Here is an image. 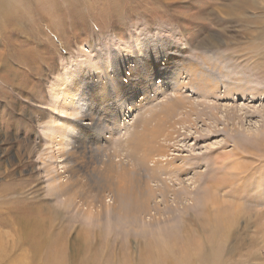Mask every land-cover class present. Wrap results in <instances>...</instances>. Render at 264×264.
<instances>
[{"label":"rangeland","instance_id":"374dc122","mask_svg":"<svg viewBox=\"0 0 264 264\" xmlns=\"http://www.w3.org/2000/svg\"><path fill=\"white\" fill-rule=\"evenodd\" d=\"M104 1L2 0L0 3V264L42 263V253L33 252L18 226L6 225L3 214H6L10 205L55 208L54 217L45 213L44 218H52L53 222L47 223L53 226L50 228L51 233L64 231L68 242L77 240L79 247L91 241V250L98 253L96 259L90 260L92 264L99 261V264H114V261L129 264L138 260L144 243L154 235L153 225L158 222L157 217L160 216L162 222L168 220L199 225L204 217L213 220L219 208L231 205L233 208L244 209L250 201L251 196L246 194L233 176L236 175V165L250 169L258 167L257 156L248 154L246 156L249 157L239 158L222 155L230 152L233 146L212 150L214 143H225L228 135L223 132L206 139L196 140L198 137L193 138L192 135L179 138L180 147L175 148L177 155L172 156L178 157L176 163L184 158L195 157L189 161L195 165V170L190 169L172 176L182 180V184L178 185L180 190L185 185L194 194L191 199H186L181 191L180 198L175 200L171 194L172 196L166 197L168 201H165L159 197V190H156L154 183H150L156 191L158 204L153 197L148 198L147 203L153 207L158 205L157 210L152 208L156 220L153 216L151 218L143 214L140 223L114 221L116 225L119 224L114 227L110 223L117 219L112 215L108 217V212L100 210L103 203L115 204L110 199L112 194L105 196V199L98 192L90 194L88 189L77 190L78 188L68 191L66 195H61L59 190L50 194L54 185L66 182V178L51 179L53 175L62 172L67 163L64 157L51 158L53 154L58 155V151L61 154L63 152L59 150V145L51 141L54 127L74 122L71 119L68 122L67 118L59 120V110L63 105L61 101L64 98H74L75 102L84 104V113L94 109L97 119L100 118L97 120L101 122L99 127L95 124L92 129L90 126L81 131V136L86 135L85 139L80 140L85 144L82 148L86 149L84 151L81 148L83 152L80 149L77 151L78 156L83 154L80 161L85 167L87 165L93 169L95 179L107 175L108 163L111 161L121 168L123 165L125 170L131 172L122 179L129 180L135 192H138L142 186L138 180L142 181L143 177L138 168L130 166L133 160L127 141L131 136L126 130L130 128L133 132H141L143 139L150 138V133L163 117L160 106L165 105L171 96L174 97L172 80L177 75V64L182 62L187 68L206 72L210 62L204 53L206 50L215 51L219 53L220 61L227 60L230 65L238 66L253 76L256 83H264V0H250L251 3L244 0L248 3L246 7H242L236 0H190L188 6L184 0H120L122 10L119 15L109 11L110 6H103ZM28 5L31 6L30 9ZM15 7H18L16 17L6 19L5 14L11 13ZM51 12L59 13L54 22L51 21ZM209 41L213 44L211 48ZM155 50H159L152 60L157 65L153 68V75L158 73L155 77L158 88H134L130 82L141 72L139 68L144 58L153 55ZM173 56H179V62L170 59ZM212 65L216 67L213 69H216L217 75H221L220 72L224 75L223 65ZM79 66L82 71H79ZM108 67L111 68L110 74L116 75V85L130 84L126 86V91H119L118 94L113 91L112 76H107ZM77 72H84V81L77 83L71 91L69 79L74 78V73ZM186 75L183 76L184 80ZM98 88L104 90L101 97L96 95L102 108L93 103L92 95ZM179 94L189 95L190 101L203 100L192 93L190 88L182 89ZM213 102L223 108L235 106L241 109L242 117L238 120L242 130H264V96L255 100L235 98ZM129 107H132L131 110ZM143 117L150 120L144 128L140 124ZM197 122L196 126L200 131L214 129L217 124L212 125L209 121L205 124L200 120ZM133 125L138 128L135 130ZM220 127H223L222 124ZM239 137L244 145L252 148L264 146V139L261 141L253 136ZM68 150L69 146L65 148V152ZM218 155V165L223 168L226 163L233 164L234 161L232 168L222 171L225 173L229 170V174L212 171L213 158ZM110 156L111 160L108 158ZM47 169L52 172L48 173ZM90 171L85 173V180L91 177ZM197 173H202L201 178L196 176ZM220 175L233 177L232 183H237L231 187H220L214 192V197L207 200L204 195L210 190L208 187ZM235 186L239 188L238 193L235 192ZM70 196H75L78 200L69 204L75 206L67 207L64 200H68ZM86 201L95 204L90 205L93 213L89 215L80 213V210L87 211V205H83ZM176 207L178 210H171ZM57 210L61 212L59 216ZM98 211L100 214H97ZM233 212L235 214L236 210ZM238 224L244 244H247L238 259L245 264H264V216L252 218L249 225L245 218H241ZM106 243L111 246V250H107Z\"/></svg>","mask_w":264,"mask_h":264},{"label":"bare ground","instance_id":"6f19581e","mask_svg":"<svg viewBox=\"0 0 264 264\" xmlns=\"http://www.w3.org/2000/svg\"><path fill=\"white\" fill-rule=\"evenodd\" d=\"M189 1L190 0H184L187 6ZM236 1L242 7L248 6V3L244 0ZM1 2L2 0H0V3ZM251 2L252 1L249 0V3ZM102 5L105 7L110 6L111 10L109 11H111L115 15H119L122 10V1L120 2V0H105ZM200 6L201 8H203L202 5ZM27 7H29L30 9L31 6L28 5ZM17 8L15 7L11 13L5 14L4 17L6 19L7 17H10V19L16 17L15 14L17 12ZM57 14L59 15L58 12H51L50 16L52 22L58 19ZM209 47H213V44L210 43V41ZM157 52H159V50H155L153 55L151 54L146 56L144 58L145 60L143 64L140 65L141 67L139 68L141 72L139 74L137 73L135 79H132L131 77L132 81L130 82V84L134 88H141L142 90H146L151 87L158 88V84L155 85V77L158 73L153 75V68H156L157 65L152 61L153 58L158 54ZM204 55L206 56L207 61L210 62L208 69H206V72L200 71L195 68H187L183 65L182 62H180V64H177V66L175 67L177 75L172 80V85H174L173 87L175 88L174 97L171 96L170 99H168L169 101H167L165 105L160 106V112L163 114V117L160 118L159 124L155 128V130H152L151 133L149 132V139H143L141 132H133L130 128L126 130L127 133L131 136L130 140L127 141V147L129 148L130 157L133 160V163L130 166L138 168L140 170L139 174H141L143 177L142 181L138 180V183L140 182L142 185L141 187H139L138 192H135L134 186L132 185V183H130L129 180L124 181L122 179L123 176H125L127 173H130L131 171L125 170L123 168V165L122 168L117 166L113 163V161L108 163L109 166L107 167V175H101L100 179H95L96 174L93 169H91L90 166L87 165L85 167L83 162L80 161V158L83 154L81 156L79 154L78 156L76 153L79 149V151L83 152L81 148L82 145H85L80 141L81 139L86 138V135L81 136V131H83V129L90 128V126L92 129L93 125L95 124L99 127L101 122L97 120H99L100 118L97 119V116L95 115L96 111L94 109H89V111H86L84 113V104H81V102L79 101L75 102L74 98L71 99L67 97L61 101L63 105L59 110V120L61 121L62 118H67V121L71 119L74 120V122L69 125L67 124L54 127V136L51 141L59 145V150H63V152L61 154V152L58 151V155L53 154L51 158L58 159L64 157L65 160H67V163L66 165L64 164L63 171L58 172L57 175H53L51 179L58 180L66 178V182L61 181L58 185H54L53 189L50 190V194H55L56 190H59V192H61V195H66L68 191L77 188V190L88 189V193L90 194L98 192L99 196L102 195V198L112 194V198L110 199H113V202L115 204L107 205L106 203H103L101 204L102 207H100V210L103 212H108V217L112 215L115 219H117L112 220V223H110L114 227H117L119 225H116L117 223L115 224L114 221H118V223L120 221L125 223H130L131 221H133L134 223H140L143 220V214H145L144 216H153L154 220H156V217L154 216V214H152V208H154L155 205L153 207L152 205H149L147 203L148 198L153 197L156 203L158 200L156 199L157 196L155 195L156 191L153 190V186L150 185V183H154V185L156 186V190H159L158 193L160 194V196L157 193L158 196L162 197V199L165 201H168V198L166 197H168V195L170 196L171 194L174 195L175 200L178 197L180 198V194H182L181 191L184 192V196H186V199H191V195L194 194V191L190 190L189 187L185 185H183L180 190V188H178V185L182 184V180L177 178V174L189 171L190 169L195 170V165H192L189 162L192 158L195 157H192L191 159L184 158L183 161H181L182 163L180 161V163H176L179 160L178 157L172 156L177 155V153L175 154V148L180 147L179 138L182 136V138H186L188 137L187 135H192L193 138L198 137L196 138L197 140L199 138L206 139L210 136L223 132L228 135L225 143L223 145L221 144V142L214 143L212 146V150H218L219 147L225 148L227 146H233L230 152L222 153V155L227 154V157H232V155L239 156V158L249 157L246 156L248 154L257 156L256 161L258 160L259 166L255 169H250L247 166L240 167V165L237 166L235 164V168L237 169V171H235L236 175H234L233 177L237 178L241 188L245 190L246 194L248 193V195L251 196L248 205H246L244 209L233 208L231 205L226 206L223 209L219 208V211L218 213H216L213 220L205 219L204 217L199 225H192L190 223H183L180 221L173 223L168 220H164V222L167 221V223L164 224L159 216L157 217L158 222H155L156 225H153L155 230L154 235L149 238L146 243H144L143 250L138 260L131 261L129 264H245L243 261H240L238 259V255L243 252L244 248H247L245 246L247 244H244L241 232L238 229L239 220L241 218H245L246 224L249 225L252 218L256 219L258 217L264 216V146L252 148L250 145H244L240 140L241 137H239V135H242L243 137L253 136L255 139L257 138L262 141L264 139V130H242V126H240V120H238L242 117V114L240 113L242 111L241 109L235 106H225L223 108L222 106L213 104V101H218L221 99L233 100L235 98H249L255 100L261 98L264 96V85H262L264 83H256V81H254L252 78L253 76H251L250 74L248 75L238 66L230 65L227 60H225L224 62L220 61L218 59L219 53H215V51L213 52L210 50H206ZM170 59L176 61V63L180 60L179 56H173V58ZM34 60L35 59H33V61ZM214 63L223 65L222 68H225L224 75L222 74L223 72H220L221 75H217L215 71L216 69H213L214 66L212 64ZM78 69L79 71H82V68L80 66ZM110 70L111 68L108 67L107 76L109 77L111 75ZM82 74H84V72L74 73V78L69 79L70 82L68 85L70 86L71 91L74 90L73 88L77 83L82 82L81 80L84 81V79H82ZM184 74H187L185 80L183 77ZM125 75L128 76L127 73H125ZM115 76L116 75L111 77L113 80V91H115L117 94L119 93V91H126V86L130 84L125 85L126 83H123L116 85L117 81H115ZM189 88L192 93L203 100L201 102L190 101L189 95L182 96V94H179V92H182V89ZM103 92V88H98L97 91H94L92 95L94 98L93 103L98 106V108H102L103 106L98 103L96 95L100 96V94H103ZM57 95H59V93ZM74 95L75 94H73V96ZM77 95L79 96V94H76V96ZM52 96L55 98L54 93L52 94ZM99 102L101 101L99 100ZM129 108L131 110L132 107ZM147 109H149V107ZM71 120L68 122H71ZM199 120L205 124H207L208 121L212 125L213 123L217 124L214 125L216 126L214 129L208 131H200L196 126V122ZM149 121L150 120H146L143 117L142 123H140V121L138 122L142 124L144 128L145 126H147ZM220 124H222L223 127H220ZM133 128H135L136 130L138 126L133 125ZM67 146L70 147V150L65 152V148ZM84 148L82 149L84 150ZM98 152L99 151H97V153ZM217 157H219V155L213 158L212 166L210 165L212 171L215 170L217 173H221L222 171H224V169H229L234 166V161L233 164L226 163L224 165V168L222 167V165L219 166L218 164H220V162L217 160ZM108 158L109 160H111V156ZM176 159L177 161H175ZM47 171L48 173L52 172L49 169H47ZM89 171L91 172V174L89 175L91 177L89 178L88 176L89 179L85 180V173L88 174ZM228 171L222 173L226 175ZM172 175L177 176L176 178L175 176L173 178ZM197 175L198 178H201L202 173H197L196 176ZM233 177L228 178L224 175L217 176L212 184L208 187L210 189L208 193H206V195H203L206 196L207 200H209V198H213L214 192L218 191L220 187H231L232 184L237 183H232V180H234ZM244 185L248 186L245 187ZM205 192L207 191L205 190ZM235 192H239L238 187L236 188ZM68 198V200H64L65 205L67 207L75 206L69 204L76 203V200L78 199L75 198V196H70ZM192 199L195 198L193 197ZM196 199L198 200V198ZM157 204L154 208L155 210H157L158 208ZM83 205H87V211L85 212L80 210V213L84 212L83 214L85 215L93 213V208L90 205L95 204L91 203L90 201H86L83 202ZM217 206L219 207L220 205ZM95 210L97 211V209ZM171 210H178V208L176 207L175 209ZM235 210L236 212L234 214L233 211ZM99 211L97 212V214H100ZM45 213H50L54 217L55 208H45L44 206L36 205H10L6 209V214H3V219L5 220L6 225L12 227H14V225L18 226V230L21 231L25 240L30 243L31 249L34 253H42L43 256H41V264H92L90 260L96 259L98 256V253L95 252L96 250H91L92 242L87 241L84 246L82 244V246L79 247L80 244L77 245V240L74 242H68L67 237L64 235V231H53L51 233L50 228L53 226L52 224L47 225V223H52L53 221L51 220L52 218L50 220L44 219L46 215ZM60 214L61 212L57 210V215L59 216ZM257 223L258 225L260 224L259 221ZM251 244L253 245L252 242ZM69 246H71L70 251ZM106 247L107 250H109V248L111 250V246H109V244H107ZM90 250L92 252H90ZM99 262H97V264H99ZM114 264L126 263L114 261Z\"/></svg>","mask_w":264,"mask_h":264}]
</instances>
